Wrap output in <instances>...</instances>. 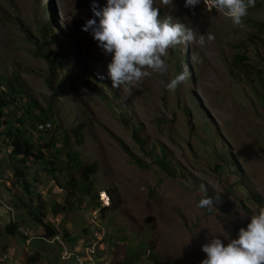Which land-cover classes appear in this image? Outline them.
Segmentation results:
<instances>
[{
	"label": "rangeland",
	"instance_id": "374dc122",
	"mask_svg": "<svg viewBox=\"0 0 264 264\" xmlns=\"http://www.w3.org/2000/svg\"><path fill=\"white\" fill-rule=\"evenodd\" d=\"M93 2L0 0V74L16 75L62 129L85 124L84 143L73 149L84 163L96 164L101 204L69 196L61 187L63 177L53 178L32 164L30 202L59 233L46 239L43 228L15 206L30 197L2 163L0 264H25L30 256L36 258L33 264H124L140 244L145 255L136 264H155L152 255L158 264H200L206 258L202 245L212 238L225 244L237 238L239 228L264 207V107L250 72L264 74V58L255 32L244 24L246 17L264 21V0L248 9L239 26L204 0L195 8H185V0H173L172 6L156 0L161 17L193 28L197 39L207 33L215 39L207 42L205 36L203 47L192 43L171 49L165 72L129 88L112 87L111 54L98 46L91 29L82 30L89 19L99 22ZM95 2L103 7L107 0ZM45 24L50 36L40 46L39 29ZM237 55H244L251 68H244ZM185 66L189 78L169 91L170 79ZM33 136L36 140L38 134ZM50 140L44 136L42 142ZM161 150L174 178L156 164ZM5 152L0 143V161ZM220 155L229 168L217 167ZM201 183L208 185L210 197L221 193L222 203L211 212L198 207ZM55 205L61 210L54 216ZM101 206L110 209L102 214ZM14 222L22 237L4 233ZM64 232L76 241L63 240Z\"/></svg>",
	"mask_w": 264,
	"mask_h": 264
},
{
	"label": "clouds",
	"instance_id": "9594fccd",
	"mask_svg": "<svg viewBox=\"0 0 264 264\" xmlns=\"http://www.w3.org/2000/svg\"><path fill=\"white\" fill-rule=\"evenodd\" d=\"M164 6H172L173 0H160ZM201 0H185V8H195ZM212 9L223 12L232 24L239 26L247 16L248 9L254 7L256 0H204ZM92 12L96 19H89L83 31H89L105 54L112 59L107 65V74L113 88H129L145 77L167 70L166 58L171 49L181 45L196 43L203 47L214 41L211 33L199 35L193 28L171 16H160L156 0H107L100 7L94 0ZM193 61L197 59L192 57ZM190 76L187 66L170 79L167 89L174 92ZM100 79H104L103 76ZM203 193L198 207L212 211L216 204L222 203L221 193L215 197L208 195V185L201 183ZM212 238L202 245L206 254L200 264H264V207L250 216L246 227H240L237 238Z\"/></svg>",
	"mask_w": 264,
	"mask_h": 264
},
{
	"label": "trees",
	"instance_id": "16d2710c",
	"mask_svg": "<svg viewBox=\"0 0 264 264\" xmlns=\"http://www.w3.org/2000/svg\"><path fill=\"white\" fill-rule=\"evenodd\" d=\"M261 1L256 0L255 6L257 7ZM244 24L248 25L257 35H254V42L260 46L262 52L259 56L263 59L264 21L246 17ZM48 26L45 24L39 29L38 37L40 42L38 44L40 46L44 45L50 36ZM235 57L244 68H251L246 62L244 55H237ZM49 64L53 68L52 61ZM250 72L255 75L254 80H251L255 84L254 92L264 107V74L254 69H251ZM52 126L53 131L51 130ZM84 129L85 124L83 122L76 124L69 130L62 129L56 124L53 114L43 109L39 102L27 93L16 75L6 76L3 73L0 74V143L6 151L2 161H0V165L2 163L6 165L14 180L30 197L26 203L18 199V203H15V206L19 209L23 207L27 216L43 228L46 239H53L59 233L53 228L52 224L44 221V213L40 212L39 208L34 207L30 202L32 195L30 194V183L27 178L32 164L41 166L43 171L53 178L56 176L63 177L65 181L61 187L67 190L69 196L90 197L92 203H94V207L101 205L98 203V196L95 193L94 175L97 166L95 163H84L80 158L78 150L73 149L74 146L83 145L85 137ZM34 133L38 134L36 140L33 136ZM49 135L51 140L42 142L44 136ZM54 142H59L60 146L56 147ZM137 142L142 145L140 140L137 139ZM125 152L131 156L126 149ZM218 159L222 163V165L217 166L219 169L229 168V162L223 155L218 156ZM135 162L137 165H140L137 161ZM156 164L165 175L174 178V171L170 167L169 162L166 161L164 150H161L160 156L156 159ZM232 173L235 175L238 173L237 167H234ZM252 199L254 198L252 197ZM109 209V206H101L99 211L103 214ZM60 210V206L55 205L53 215L55 216L60 213ZM4 233L12 237H22L15 222L8 223L4 227ZM62 238L65 241L68 240L69 243L76 241V239L69 238L65 232L62 234ZM143 250L144 245H138L127 254L123 263L136 264L145 255ZM151 259H153L152 261L155 264H158V259L155 256L152 255ZM35 260L34 256H30L27 258L25 264H33Z\"/></svg>",
	"mask_w": 264,
	"mask_h": 264
},
{
	"label": "built area",
	"instance_id": "2783aa9c",
	"mask_svg": "<svg viewBox=\"0 0 264 264\" xmlns=\"http://www.w3.org/2000/svg\"><path fill=\"white\" fill-rule=\"evenodd\" d=\"M103 196H105V195H103ZM103 196H101V197H103ZM101 201L103 202L104 205H108V204H106V202H104L103 198H101Z\"/></svg>",
	"mask_w": 264,
	"mask_h": 264
}]
</instances>
